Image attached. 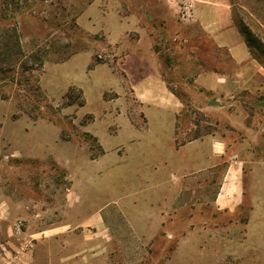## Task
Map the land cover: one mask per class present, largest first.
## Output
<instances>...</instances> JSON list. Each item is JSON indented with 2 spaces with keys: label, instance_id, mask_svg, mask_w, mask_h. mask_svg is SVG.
Segmentation results:
<instances>
[{
  "label": "rangeland",
  "instance_id": "1",
  "mask_svg": "<svg viewBox=\"0 0 264 264\" xmlns=\"http://www.w3.org/2000/svg\"><path fill=\"white\" fill-rule=\"evenodd\" d=\"M230 3L237 28L243 23L264 42V0ZM125 17L151 34L169 86L184 96L181 139L195 130L246 138L256 157L264 155V90L237 91L220 99V108L206 105L212 97L197 85L191 90L182 78V71L189 69L186 62L195 60L193 65L201 70L220 66L231 70L232 64L214 62L223 61L226 51H217L200 37L184 41L181 32L189 23L179 19L173 0H0L1 26H15L24 52L42 57L43 66L38 68L32 61L28 65L38 68L33 74L39 78L47 62L63 61L86 50L93 52L96 62L122 56L121 46L109 45V36L125 32ZM261 62L264 65V57ZM25 75L10 76L0 86V250L6 255L0 263L11 264L14 251V264H197L190 263L184 251L174 255L184 240L187 219H169L155 233L151 232L155 224L132 226L126 219H105L106 234H96L99 228L86 219H69L78 199L73 191L79 172L103 153L89 131L101 128L99 118L90 123L102 102L88 97L82 109L76 87L72 105L67 104L69 89L62 96L44 92L42 101L31 94L32 112L21 113L16 96L28 92ZM201 222L196 219L197 224ZM63 256L66 262L60 260Z\"/></svg>",
  "mask_w": 264,
  "mask_h": 264
},
{
  "label": "crops",
  "instance_id": "2",
  "mask_svg": "<svg viewBox=\"0 0 264 264\" xmlns=\"http://www.w3.org/2000/svg\"><path fill=\"white\" fill-rule=\"evenodd\" d=\"M196 1L197 20L181 36L187 43L200 37L217 51L225 50V59L214 62H229L232 68L201 70L195 60L186 62L185 84L209 92L212 99L206 105L213 108L237 91H263L264 65L235 25L230 0ZM134 21L125 17V32L109 36V45L121 46L122 56L96 62L86 50L47 62L40 77L49 96H62L75 86L83 91L82 109L88 97L102 102L97 115L90 113V124L99 118L101 128L89 131L103 153L79 172L73 191L78 199L69 219H86L99 228L96 234L107 233L105 219L155 224L153 233L169 219H187L175 257L184 251L190 263L264 264V155L256 157L246 138L214 133L177 144L185 104L163 74L153 37ZM13 254L11 264L16 262ZM1 259L6 255L0 250ZM60 260L66 262V256Z\"/></svg>",
  "mask_w": 264,
  "mask_h": 264
},
{
  "label": "trees",
  "instance_id": "3",
  "mask_svg": "<svg viewBox=\"0 0 264 264\" xmlns=\"http://www.w3.org/2000/svg\"><path fill=\"white\" fill-rule=\"evenodd\" d=\"M14 1V0H13ZM2 23H0V86L1 88L4 87L3 84H6L8 81V78L10 76H13L15 74L21 73L26 74L25 75V84L28 86V92L25 90L24 93H18L16 96L19 100L18 107L20 108V112H27L31 113L32 109H30L28 106L30 102L28 103L29 99H31V94L35 96L39 101H42V98H44V91L40 84V78L33 74L35 70H37L39 67L43 66L44 61L42 57L38 56L36 53H31L27 55L24 50L20 46L19 42V34L16 31L15 26H8V27H2ZM239 30L242 33V35L245 38V41L251 51V53L261 61V58L264 57V42L260 40L257 35L246 25L239 22L238 24ZM29 61H32L33 63L38 64V68L29 65ZM77 88L75 86H72L69 88L66 97L69 98L67 101V104L72 105L74 104V100L71 98V93L75 91ZM175 94L184 102V96L171 88ZM202 91L209 94L204 89H201ZM81 94V100L79 101L78 105L83 106L85 104V99L83 96V91L81 88L78 90ZM3 97L7 98L8 95L5 92V90L2 92ZM40 103H38L39 106ZM186 106V104H185ZM185 110V109H184ZM20 116V113L15 114V118H18ZM180 117V116H179ZM210 132H204L201 133L199 130H195L193 133H191L189 136L185 137L184 139L180 138L179 133V121L177 124V144L180 145L182 143H185L187 141H191L197 138H200L204 135L209 134Z\"/></svg>",
  "mask_w": 264,
  "mask_h": 264
},
{
  "label": "built area",
  "instance_id": "4",
  "mask_svg": "<svg viewBox=\"0 0 264 264\" xmlns=\"http://www.w3.org/2000/svg\"><path fill=\"white\" fill-rule=\"evenodd\" d=\"M177 15L184 23H193L197 19L195 0H173Z\"/></svg>",
  "mask_w": 264,
  "mask_h": 264
},
{
  "label": "bare ground",
  "instance_id": "5",
  "mask_svg": "<svg viewBox=\"0 0 264 264\" xmlns=\"http://www.w3.org/2000/svg\"><path fill=\"white\" fill-rule=\"evenodd\" d=\"M173 94V93H172Z\"/></svg>",
  "mask_w": 264,
  "mask_h": 264
},
{
  "label": "water",
  "instance_id": "6",
  "mask_svg": "<svg viewBox=\"0 0 264 264\" xmlns=\"http://www.w3.org/2000/svg\"><path fill=\"white\" fill-rule=\"evenodd\" d=\"M213 104V103H212Z\"/></svg>",
  "mask_w": 264,
  "mask_h": 264
}]
</instances>
